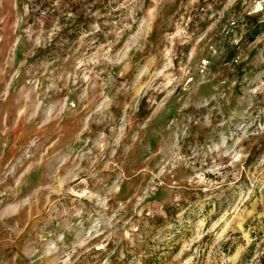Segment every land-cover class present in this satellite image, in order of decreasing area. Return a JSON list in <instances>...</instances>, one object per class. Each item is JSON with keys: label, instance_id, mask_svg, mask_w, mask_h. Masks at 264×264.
I'll use <instances>...</instances> for the list:
<instances>
[{"label": "rangeland", "instance_id": "rangeland-1", "mask_svg": "<svg viewBox=\"0 0 264 264\" xmlns=\"http://www.w3.org/2000/svg\"><path fill=\"white\" fill-rule=\"evenodd\" d=\"M262 255L264 0H0V264Z\"/></svg>", "mask_w": 264, "mask_h": 264}, {"label": "trees", "instance_id": "trees-1", "mask_svg": "<svg viewBox=\"0 0 264 264\" xmlns=\"http://www.w3.org/2000/svg\"><path fill=\"white\" fill-rule=\"evenodd\" d=\"M79 23H81V20L77 21V25H79ZM259 264H264V255L260 257Z\"/></svg>", "mask_w": 264, "mask_h": 264}]
</instances>
